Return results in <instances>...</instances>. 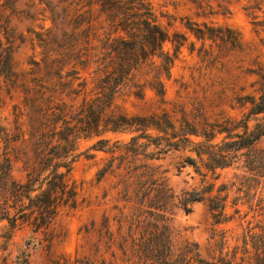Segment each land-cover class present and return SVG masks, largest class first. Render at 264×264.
Returning a JSON list of instances; mask_svg holds the SVG:
<instances>
[{
  "label": "trees",
  "instance_id": "obj_1",
  "mask_svg": "<svg viewBox=\"0 0 264 264\" xmlns=\"http://www.w3.org/2000/svg\"><path fill=\"white\" fill-rule=\"evenodd\" d=\"M14 1L0 0V77L5 79L14 73L8 28L1 18V9L11 8ZM191 1L198 4V0ZM68 4H73L70 40L63 43L50 36L42 39V56L34 62L32 73L36 75L23 89V108L13 106L10 121L4 117V123H0V222L4 221L10 230L27 225L34 233L47 235L50 244L61 233L60 215L79 205V187L71 177L74 163L83 154L78 142L96 139L88 149L108 154L97 171V179L113 174V187L118 190V200L123 202L121 208L129 207L125 214L128 237L120 235L118 242L127 261L241 264L244 257L235 261L237 246L230 259L222 255L221 248L216 262H206L200 258L195 242L184 239L179 246L175 245L164 212L176 197L151 160L171 150L195 155H186L182 163L201 176L198 187L182 192L177 199L186 212L193 202H204L212 224L225 223L232 218L227 203L229 189L234 188L232 205L244 199L249 209L261 210L263 214L264 150L254 148V143L264 137V71L256 72L258 94L237 98L240 106L247 109L242 117L223 113L216 114L217 117H188L184 107L178 109L181 115L177 117L175 110L166 109L169 102L164 80L169 78L172 64L187 41L186 34L169 33L158 21L151 0H71ZM52 22L53 26L58 25L54 16ZM184 27L198 40H224L225 34L217 33L221 28L205 22L200 26L187 20ZM226 31L239 42L234 31ZM166 43L171 44L172 52L165 49ZM65 66L69 69L64 71ZM77 66L89 69L88 78L81 77ZM146 89L153 93L156 109L131 115L112 112L118 95L128 91L144 100ZM105 133H127L130 137L126 142H111L102 137ZM17 163L24 173L22 179L12 176ZM235 164L244 172L235 174L230 184L216 186L217 170ZM208 174L211 181L206 179ZM122 216L121 210L118 232ZM104 227L106 245L110 246L115 238L108 230L107 219ZM252 228L248 229V238L253 255L246 264H264L262 219L257 221L258 231H251ZM223 233L222 247L226 244ZM243 243H247L246 237ZM28 248L29 245L18 252L11 262L34 264ZM67 261L60 256L47 264ZM74 264H81V260L74 259Z\"/></svg>",
  "mask_w": 264,
  "mask_h": 264
},
{
  "label": "rangeland",
  "instance_id": "obj_2",
  "mask_svg": "<svg viewBox=\"0 0 264 264\" xmlns=\"http://www.w3.org/2000/svg\"><path fill=\"white\" fill-rule=\"evenodd\" d=\"M69 2L71 0H15L11 8L1 9V18L8 28L14 74L10 79L0 77V123H4V117L10 121L13 106L23 108V89L36 75L32 73L34 62L40 61L42 56V39L50 36V39L63 43L70 40V9L73 4L69 5ZM151 3L158 21L169 33L181 31L187 36L172 64L169 78L164 80L165 98L169 102L166 109L175 110L177 117L181 115L180 107H184L188 117H202V114L217 117L218 113L242 117L247 109L240 106L237 98L246 94L257 95L260 84L256 72L264 71V0H198V4L191 0H151ZM53 16L58 22L56 27L53 26ZM187 20L200 26L205 22L214 28H221L222 31L217 33L225 34L224 40L218 37L198 40L184 27ZM226 28L238 35L239 42L234 41V34H229ZM1 39L6 41L3 36ZM165 49L172 52L171 44L166 43ZM67 69L69 66H65L64 71ZM77 69L81 77L88 78L89 69L80 66ZM156 107L150 90L146 89L144 100L124 91L115 98L112 112L144 114ZM102 137L109 138L111 142L116 139L126 142L130 134L105 133ZM95 141L81 139L78 142L79 151L83 154L74 163L71 177L79 187V205L60 215V235L49 244L47 235L34 233L27 225L10 230L4 221L0 222V264H13L11 261L27 245L29 258L34 264H47L60 256L68 259L67 264H74L76 258L81 260V264H135L126 260L118 246L120 235L127 233L125 214L129 207L121 208L123 202L118 200V190L113 187L116 181L113 174L107 173L97 179V171L108 154L89 150ZM254 148L264 150V137L254 143ZM86 153L95 156L87 157ZM186 155L195 157L189 151L171 150L159 159L151 160L176 197L164 212L173 242L176 246L184 239L195 242L200 258L206 262H216L221 248L222 255L230 259L237 246L235 261L244 257L241 264H246L248 257L253 255L248 229L253 227L251 231H258L257 221L262 219L264 222V213L249 209L248 204L243 203L244 199L232 205L236 195L234 188L229 189L227 203V212L232 218L225 223L213 225L204 202H193L191 210L184 211L177 202L178 197L182 192L198 187L201 179L193 167L182 165ZM243 172L236 164L217 170L216 186L230 184L235 180V174ZM12 176L23 178L20 164H14ZM206 179L211 181L209 174ZM121 210L123 216L118 232L117 219ZM105 219L108 230L115 238L110 246L106 245L108 237L104 235ZM140 230L141 227H138L137 231ZM222 232H225L223 239L226 240L223 247L220 243ZM244 237L246 244L243 243Z\"/></svg>",
  "mask_w": 264,
  "mask_h": 264
}]
</instances>
